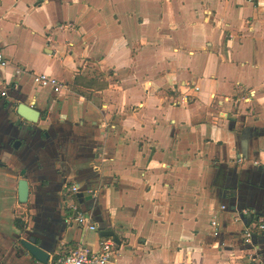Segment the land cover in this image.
I'll list each match as a JSON object with an SVG mask.
<instances>
[{
	"label": "crops",
	"instance_id": "crops-1",
	"mask_svg": "<svg viewBox=\"0 0 264 264\" xmlns=\"http://www.w3.org/2000/svg\"><path fill=\"white\" fill-rule=\"evenodd\" d=\"M0 47V264H39L19 229L46 222L48 263L97 251L102 230L117 264L247 263L235 217L264 223V0H0ZM76 184L95 231L66 221Z\"/></svg>",
	"mask_w": 264,
	"mask_h": 264
},
{
	"label": "built area",
	"instance_id": "built-area-1",
	"mask_svg": "<svg viewBox=\"0 0 264 264\" xmlns=\"http://www.w3.org/2000/svg\"><path fill=\"white\" fill-rule=\"evenodd\" d=\"M8 60L3 56L2 49L0 47V69L9 67ZM20 70L16 69L15 73H19ZM34 82L39 87H49L55 93L60 92L64 87L61 83L48 75L40 74L34 76ZM197 90V89H195ZM4 95V93H2ZM186 98V96H184ZM78 193V187L72 186L65 194L67 200H65V208L67 212V222H74L76 225L83 227L86 230L95 231L97 225L93 222L90 215L83 213L76 203L72 200L74 195ZM224 207H222L223 209ZM249 217L250 211L247 209L241 210L237 213L235 221H239V216ZM253 221V220H252ZM215 225V222L212 223ZM244 232L242 239L245 244L251 246V252L248 253L246 264H259L261 263V255L259 246L253 242V236H261L264 234V223L262 222H251L250 224L244 225ZM116 244L111 239H103L100 242L99 249L92 251L86 247H77L67 253H61L60 255L53 258L48 264H117L115 260V249Z\"/></svg>",
	"mask_w": 264,
	"mask_h": 264
},
{
	"label": "water",
	"instance_id": "water-1",
	"mask_svg": "<svg viewBox=\"0 0 264 264\" xmlns=\"http://www.w3.org/2000/svg\"><path fill=\"white\" fill-rule=\"evenodd\" d=\"M14 116L17 118L19 123H26L29 127L37 123L39 118V113L31 106L25 104H19L15 111L13 110ZM14 147V146H13ZM78 187V193L76 197L80 200L82 194L80 193L81 189ZM28 183L22 178L18 181V202L20 204H26L28 200ZM81 202V201H80ZM255 214H251L248 219H245L242 215L239 216L240 219L246 220L247 224H250L254 218ZM46 220L51 219L46 215ZM62 218V217H61ZM65 221L64 218L61 219ZM55 224L52 222L45 223V226L42 228L38 227H23L19 229V236H22L18 239V246L22 250L21 256L28 258L31 262H36L39 264H47L50 255L54 252L53 244L50 242V237H56ZM100 236L102 238H111L112 241L117 245H120L119 238L112 232L102 230L100 231ZM259 264H263L262 262Z\"/></svg>",
	"mask_w": 264,
	"mask_h": 264
}]
</instances>
